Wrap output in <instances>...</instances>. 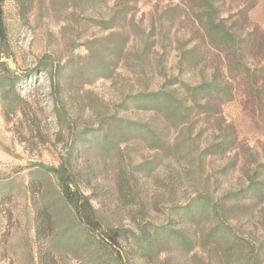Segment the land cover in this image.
Wrapping results in <instances>:
<instances>
[{"label": "rangeland", "instance_id": "374dc122", "mask_svg": "<svg viewBox=\"0 0 264 264\" xmlns=\"http://www.w3.org/2000/svg\"><path fill=\"white\" fill-rule=\"evenodd\" d=\"M34 1L25 14L16 0L4 2L15 58L6 59L1 53L0 58L25 79L19 84L21 112L6 118L0 98V178L12 181L10 195L0 198V264H87L94 248L85 239L68 255L63 240L36 237L37 197L29 189L33 166L58 165L70 137L79 133H87L91 141L77 145L72 168L107 225L134 230V217L143 215L148 223H168L195 237L197 228L174 207L208 193L224 203L225 217L239 233L260 240L264 195L248 187L264 182V67L252 78L231 72L226 53L205 37L188 0ZM218 6L240 33L260 30L247 64L264 66V0H221ZM114 15L118 18L110 30L96 23ZM120 23L124 26L118 27ZM112 32L125 42L121 55L113 51L117 36L102 46L92 44ZM87 44L99 48L111 71L84 85L66 82L70 65L95 62ZM44 54L65 66L58 78L61 118L50 79L35 71ZM214 76L231 84L234 97L193 111L183 126H170L161 114L138 109L131 99L170 80L176 83L168 88L183 94L181 83L197 85ZM127 121L148 125L163 145L151 146L146 132H126L119 144L105 150L88 133L100 137L103 128L116 134ZM34 180L40 186L39 196L46 191L57 196L54 180L48 187ZM259 187L264 194V186ZM59 212V228H64L66 216ZM122 244L123 264H227L201 239L187 250L166 237L161 243L165 252L152 259L130 240Z\"/></svg>", "mask_w": 264, "mask_h": 264}, {"label": "trees", "instance_id": "16d2710c", "mask_svg": "<svg viewBox=\"0 0 264 264\" xmlns=\"http://www.w3.org/2000/svg\"><path fill=\"white\" fill-rule=\"evenodd\" d=\"M23 14L27 12L34 0H16ZM81 2V0H79ZM195 8V20L205 37L209 40L214 48L224 51L227 55L230 71L236 75L248 76L252 78L260 71L261 64L251 68L247 64V59L256 41V34L259 29L240 33L233 23L229 22L228 17L222 16L218 3L221 0H188ZM5 0H0V53L6 59H14L13 51L9 39L8 31L5 24L4 12ZM244 12L243 10H240ZM124 12H121L123 14ZM123 16H121L122 18ZM118 16L114 15L108 20H96V23L105 30L112 29ZM125 18L123 17V20ZM124 24H118L123 27ZM117 36L114 40L113 51L119 55L124 51V43L119 40L117 33L112 32L104 37L95 38L92 44H100ZM88 45V51L95 55V62L92 64L77 65L74 68L70 65L66 82L81 83V85L91 83L93 76L103 77L108 74L111 68L110 64L99 54V48ZM189 59V56L187 57ZM70 60L68 64H71ZM49 54H44L36 63L35 71H40L50 79L51 93L56 97V111L59 118L62 117L59 109L60 84L59 75L65 66L54 64ZM25 78L20 77L9 65L8 61L0 58V98L3 109V115L7 118L12 114L21 112L24 99L19 92V84ZM77 79V80H76ZM76 81V82H75ZM83 83V84H82ZM176 82L166 81L158 90H147L131 96L133 105L138 109L154 111L163 116L164 120L172 127L186 125L192 118V112L195 110L202 111L211 105H218L225 101L232 100V86L229 82L218 80L216 76L210 81H203L197 85L181 83L184 93L179 94L177 89L168 88L167 85H174ZM63 105V104H62ZM64 109V108H62ZM124 130V131H123ZM123 130L119 133L110 132V129H101L100 137L94 132L90 138H96L102 149L109 150L114 144H119L121 137L126 132L147 133L146 138L151 146H162V140L159 135L148 125L127 121ZM87 133H79L70 137L69 148L65 156L61 157L58 165L49 166L43 163H36L31 172V181L29 189L37 197L36 215H35V232L36 237L40 239L45 237L49 240L56 237L57 242H65L64 253L71 255L73 247L80 240L85 239V243L93 252L88 259L87 264H123L124 258L122 253L123 241L130 240L134 248L143 252L145 258L152 259L154 254L157 256L164 253L162 246L163 239L166 237L173 238L174 242L181 249H191L192 246L201 239L204 244L213 246L221 255V259L227 264H264V234L258 241H252L250 238L239 233L233 225L226 219V206L221 201L215 200L210 194H198L184 206L174 207L183 215L191 226H195L199 231L197 236L192 237L188 231L173 228L172 225L165 223L156 225L147 222L143 215L135 216L136 228L134 230L127 228L112 227L107 225L99 214L98 209L94 206L91 196L87 194L79 185L77 174L72 168V155L77 145L85 146L88 140ZM39 175V176H36ZM46 182V186H51V181L56 182L55 191L57 196H52L46 191L39 196L40 187L34 180ZM251 182L249 189L258 190L260 195H264L262 188L263 183L253 185ZM12 191V181L9 178H0V198L4 199ZM61 211L66 216V226L59 225V214ZM143 220H139L140 218ZM42 219V221H41ZM207 226H204V223ZM41 221V223H40ZM209 227V228H208ZM51 240V239H50ZM170 244V242H169ZM53 244H51L52 246Z\"/></svg>", "mask_w": 264, "mask_h": 264}]
</instances>
